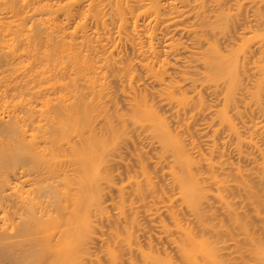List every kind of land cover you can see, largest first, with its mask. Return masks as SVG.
<instances>
[{"label":"bare ground","instance_id":"obj_1","mask_svg":"<svg viewBox=\"0 0 264 264\" xmlns=\"http://www.w3.org/2000/svg\"><path fill=\"white\" fill-rule=\"evenodd\" d=\"M244 1L0 0L1 263L264 264Z\"/></svg>","mask_w":264,"mask_h":264},{"label":"rangeland","instance_id":"obj_2","mask_svg":"<svg viewBox=\"0 0 264 264\" xmlns=\"http://www.w3.org/2000/svg\"><path fill=\"white\" fill-rule=\"evenodd\" d=\"M243 1H244V0H243ZM245 1H246V0H245ZM245 1H244V2H245ZM247 3H248V4H247ZM248 5L251 6L250 2L246 1L244 7H246V9H247V7H250V6H248ZM254 6H255V5H254ZM252 8H253L252 6H251V8H248L247 10H245V8H244V13H246V14H244V15H246L248 18L250 17L251 20H252V21L250 20V22H249V20H247V21H248L247 24H249V23L252 24L251 27L254 26V25H253V19H252V18H253V16H252V15H253V14H252V10H253V9H252ZM251 9H252V10H251ZM261 10H262V8H261ZM247 11H248V12H247ZM262 11H264V10H262ZM262 13H264V12H262ZM251 16H252V17H251ZM248 18H246V19H248ZM250 18H249V19H250ZM249 25H250V24H249ZM254 27H256V26H254ZM254 42H255V43H254ZM253 43H254V47H255V49H256V48H257V44H258L257 39H255V41H253ZM253 43H252V47H253ZM254 47H253L252 49H254ZM255 49H254V52H255V53H252L253 55L257 54V52H256ZM203 91H204V90H203ZM206 92H207V91H206ZM206 92H203V93L206 94ZM207 94H208V92H207ZM210 95H211V94H210ZM207 96H208V97H207ZM212 96H213V95H211V96L206 95V97H205V96H204V97H205L206 99L210 97L211 100H213V102H214V96H213V99H212ZM210 98H209V99H210ZM119 99H120V98L118 97V102H119ZM121 99H122V98H121ZM121 99H120L119 104L121 103V106H122V105H124V104H123V102H122ZM209 99H207L208 102L206 101L207 105H209V103L211 102V100L209 101ZM5 114H6V113H3L4 117H5ZM256 114H257V112H256V113L254 112V113H252V116L257 117L258 115H256ZM198 116H199L200 118H199ZM198 116L196 115V117H198L197 119H199L198 123H199V122H202V121H203V118H206V115H205V117H203L204 115H203V116H202V115L200 116V114H199ZM248 116H250V114H249ZM248 116H244V117L247 118ZM252 116L249 117V118H247L246 120H248V119H250V118L253 120ZM196 117H195V121L197 122ZM201 117H203V118H201ZM255 117H254V119H255ZM258 118L261 119L260 114H259V117H258ZM4 119H5V118H4ZM200 119H201V120H200ZM206 119H207V118H206ZM243 119H244V118H243ZM204 120H205V119H204ZM255 120H256V119H255ZM255 120H254V121H255ZM257 121H258V120H257ZM202 123H203V122H202ZM196 124H197V123H196ZM200 124H201V123H200ZM200 124H198L197 127H200ZM201 125H202V124H201ZM194 126H196V125H194ZM1 135H3V134H1ZM0 137H1V136H0ZM1 138H2V137H1ZM261 143H262V142H261ZM137 145L139 146V144H137ZM246 149H248V147H246ZM248 150H250V149H248ZM122 151H123V150H122ZM123 152H124V151H123ZM123 152H121L122 155H125L126 152H124V154H123ZM121 153H120V154H121ZM127 153H128V152H127ZM147 154H148V153H147ZM233 154H234V153H233ZM122 155H121V156H122ZM148 155H149V157H150V155H152L151 157H152V159H154V157H153V153H151V150H150V154H148ZM148 155H147V157H148ZM229 155H231V157H232V154H229ZM129 156H130V155L126 154V158H123V159L126 161V160L129 158ZM233 156H234V155H233ZM123 157H124V156H123ZM229 157H230V156H229ZM231 157H230V159H231ZM152 159H150V160H152ZM235 159H236V158H235ZM235 159H234V160H235ZM130 160H131V163H130ZM232 160H233V157H232ZM127 161H129V163H130L131 166L133 167L134 164H132V163H134V161L132 160V158L130 157V159H128ZM127 163H128V162H127ZM240 163H243V162H240ZM244 163H245V162H244ZM244 163H243V164H244ZM243 164H242V165H243ZM129 166H130V165H129ZM117 167H119V168H118L119 171L121 170V172H123V173L125 174V172H124L125 170H124L123 167H120V166H117ZM117 167H116V168H117ZM122 169H123V170H122ZM123 173H122V174H123ZM122 174H121V177H123ZM124 174H123V175H124ZM111 192H112V193H111ZM111 192H109V193H111L112 195H114L113 191H111ZM107 195H109V194H107ZM143 221H144V220H143ZM104 228H105V227H104ZM0 230H2V229H0ZM2 231H3V230H2ZM8 231H9V230H8ZM10 232H12V231H10ZM0 233H1V231H0ZM6 233H7V232H6ZM7 238H8V236H7ZM9 238H11V240H10ZM9 238H8V239H4V238H3L4 240L2 239V240H0V241L5 242V240H6V242H7V240H10L9 242H12V240L17 239V238H13L12 236H10ZM2 242H1V243H2ZM6 242H5L4 244H6ZM7 244H9V243L7 242ZM0 245H1V244H0ZM96 249H97V248H96ZM96 249L94 250L93 247H90V249L88 248V250H89V251H88V254H90L91 256H92L93 254H96V252H95V251H97ZM16 253H17V251L15 252V254H16ZM92 253H93V254H92ZM4 261H6V260H4ZM84 262H85V261H84ZM4 263H5V264H11V261H10V263H9V260L6 261V262H3V263H1V261H0V264H4ZM87 263L89 264L88 261H86V263H84V264H87Z\"/></svg>","mask_w":264,"mask_h":264}]
</instances>
